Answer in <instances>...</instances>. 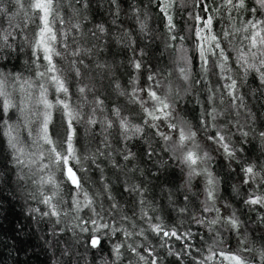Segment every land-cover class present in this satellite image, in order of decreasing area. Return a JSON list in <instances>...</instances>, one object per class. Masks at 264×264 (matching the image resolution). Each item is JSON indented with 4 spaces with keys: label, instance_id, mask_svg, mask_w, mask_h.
Listing matches in <instances>:
<instances>
[{
    "label": "clouds",
    "instance_id": "obj_1",
    "mask_svg": "<svg viewBox=\"0 0 264 264\" xmlns=\"http://www.w3.org/2000/svg\"><path fill=\"white\" fill-rule=\"evenodd\" d=\"M0 264H264V0H0Z\"/></svg>",
    "mask_w": 264,
    "mask_h": 264
},
{
    "label": "snow or ice",
    "instance_id": "obj_2",
    "mask_svg": "<svg viewBox=\"0 0 264 264\" xmlns=\"http://www.w3.org/2000/svg\"><path fill=\"white\" fill-rule=\"evenodd\" d=\"M201 7H203V5Z\"/></svg>",
    "mask_w": 264,
    "mask_h": 264
}]
</instances>
